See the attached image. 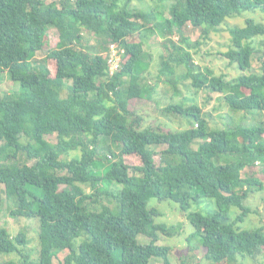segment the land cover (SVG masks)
Segmentation results:
<instances>
[{"label":"trees","instance_id":"1","mask_svg":"<svg viewBox=\"0 0 264 264\" xmlns=\"http://www.w3.org/2000/svg\"><path fill=\"white\" fill-rule=\"evenodd\" d=\"M119 1L0 0V75L8 72L18 85L16 92L0 96V185L10 215L38 220L39 264H53L64 251L61 264H149L153 258L171 264L170 249L157 244L159 233L170 230L155 223L148 202L171 201L188 212L206 199L216 210L188 215L193 228L188 249L196 240L205 249L204 264L254 260L264 253V227L236 225L250 212L245 200L264 189L260 178L243 176L246 168L259 166L264 178V25L247 20L230 30L229 64L245 72L255 57L262 60V71L228 81L198 66L191 50L202 41L190 42L182 31L187 25L199 28L207 40L228 19L264 12V0H177L168 18L129 11L132 0ZM51 27L59 32L52 48L46 46ZM146 30L164 39L159 74L172 76L173 66H185L172 82L174 94L177 82L188 80L196 92L221 94L230 112L248 114L253 123L227 115L223 128H210L194 99L185 98L162 111L179 115L190 127L140 128V120L131 119L129 100L152 101L157 85L145 82L143 43L129 38ZM84 32L100 44L79 48ZM113 43L124 54L119 71L109 76L106 54ZM38 52L46 54L37 58ZM51 136L55 144L45 142ZM157 146H164L159 165ZM131 157L138 159L133 166L126 161ZM232 208L241 210L234 220ZM138 236L149 242L139 244ZM25 242L24 234L12 237L0 227V257Z\"/></svg>","mask_w":264,"mask_h":264},{"label":"rangeland","instance_id":"2","mask_svg":"<svg viewBox=\"0 0 264 264\" xmlns=\"http://www.w3.org/2000/svg\"><path fill=\"white\" fill-rule=\"evenodd\" d=\"M51 2L53 0H45ZM125 0H120L119 4L122 5ZM177 0H132L128 5L129 11H153L161 14L162 18H168L170 7L176 3ZM59 3V0H56ZM160 16V17H161ZM252 20L256 23L264 25V12L262 11H248L243 12L235 18L226 20L222 25L219 32H212L207 40L200 38L201 30L199 28L187 25L182 34L190 42L197 40L202 41L198 49H192L193 60L198 64L201 69L211 70L215 76H223L225 80H231L241 74L260 73L262 71V60L253 58L251 68L248 71L242 72L239 70L237 64H229V60L225 57V53L229 50L231 33L233 27H242L245 21ZM174 41H178L179 34L174 33L172 36ZM161 38L156 32L146 30L138 35H133L129 38L130 42L143 43L144 51L147 52L148 57L141 63L144 69L143 76L148 85H157L155 94L152 101L147 100H129L128 109L133 113L131 119L140 120V128H147L151 130H159L162 132L167 131H181L191 125L188 124L182 117L176 114H166L162 110L170 103H179L182 99H194L195 103L202 109L206 115V121L210 128H223L226 123L227 115L232 117L234 121L246 117L247 124L253 123V117L244 113H232L228 109L221 94L208 93L207 91H195L190 87V82L181 81L177 82L178 93L174 94V82L178 76L185 72V66H173L175 75L169 76L159 74L160 69V55L162 53ZM59 41V32L51 27L48 29L46 36V46L55 47ZM205 41V42H203ZM79 48L86 49L88 46H97L100 40L95 36L87 33L81 34L80 42L77 43ZM261 49L257 44L255 46ZM123 49V48H122ZM124 50V49H123ZM198 50V51H197ZM45 52H38L37 58L45 56ZM104 55H99L100 57ZM107 55V54H106ZM146 64V65H145ZM49 68L52 76L55 73V64L53 61H48ZM18 90V85L11 81L8 72L0 75V96L4 93H13ZM196 128V124L194 125ZM21 142H26L25 138H21ZM45 142L48 144H55V136L45 137ZM156 155L154 161L156 165L161 162V152L164 146H157L154 148ZM79 152H71L70 156L77 155ZM61 158L67 159L62 156ZM130 166L138 162L136 157L126 159ZM34 163V160L28 161V164ZM255 175L264 182L263 175L259 166L246 168L243 176ZM89 192V188L83 186ZM112 190L115 188L110 187ZM106 203V200L104 201ZM110 204V203H106ZM244 205L249 208L250 212L242 223H237L236 227L240 230H251L252 228L263 226L264 227V189L249 195L245 200ZM8 201L5 198L4 187L0 185V227L5 228L12 237L17 236L19 233L24 234L26 240L25 244L17 247V251L10 254H3L0 257V264L13 263L24 264V257H27L28 263L39 264L40 244L38 239L39 222L37 219H28L25 217H13L10 215ZM148 210L156 212L155 223L164 225L167 230H170V235L159 233L160 237L157 242L160 246H166L169 250V258L171 264H204L203 259L205 249L201 247L196 240H193L194 249H188L187 238L193 232V228L187 219L190 213H199L203 216L208 215L216 210L213 201L204 199L200 205H193L188 212H182L179 206L171 201H158L151 199L147 205ZM94 211L95 209H91ZM241 213L238 208H232L229 212L231 218L234 220L237 215ZM137 241L139 244H147L148 238L138 236ZM82 239H78L76 244L79 245ZM264 252V251H263ZM67 252H59L53 259V264H61ZM241 264H264V253L259 255L254 260L251 258L239 259ZM149 264H164L161 259L153 258ZM223 264V263H220Z\"/></svg>","mask_w":264,"mask_h":264},{"label":"built area","instance_id":"3","mask_svg":"<svg viewBox=\"0 0 264 264\" xmlns=\"http://www.w3.org/2000/svg\"><path fill=\"white\" fill-rule=\"evenodd\" d=\"M124 50L118 44H111L107 51L109 76L119 71L120 64L122 62V56Z\"/></svg>","mask_w":264,"mask_h":264},{"label":"clouds","instance_id":"4","mask_svg":"<svg viewBox=\"0 0 264 264\" xmlns=\"http://www.w3.org/2000/svg\"><path fill=\"white\" fill-rule=\"evenodd\" d=\"M113 44H115V43H113Z\"/></svg>","mask_w":264,"mask_h":264}]
</instances>
